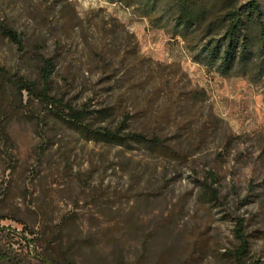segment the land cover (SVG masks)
I'll use <instances>...</instances> for the list:
<instances>
[{"label": "rangeland", "instance_id": "obj_1", "mask_svg": "<svg viewBox=\"0 0 264 264\" xmlns=\"http://www.w3.org/2000/svg\"><path fill=\"white\" fill-rule=\"evenodd\" d=\"M70 1L75 15L58 12L62 0H0V20L25 34L21 47L0 33L4 248L26 254L30 241L38 252L76 264H238L233 252L243 222L245 263L264 264V78L251 83L207 71L179 39L120 3ZM100 10L134 33L141 56L179 64L207 92L191 118L159 125L175 147L170 155L86 140L63 118L68 105L93 111L116 104L112 118L91 116L96 125L115 127L131 109L128 85L102 75L122 74L124 48L112 59L89 50L111 44L95 28ZM45 58L56 64L48 91L62 100L53 108L28 92L21 100L7 85L20 76L41 89ZM211 111L220 122L208 120Z\"/></svg>", "mask_w": 264, "mask_h": 264}, {"label": "trees", "instance_id": "obj_2", "mask_svg": "<svg viewBox=\"0 0 264 264\" xmlns=\"http://www.w3.org/2000/svg\"><path fill=\"white\" fill-rule=\"evenodd\" d=\"M105 1L131 8L137 16L147 19L152 28L163 30L172 39H179L192 61L209 72L224 78H246L251 83H259L264 78V0ZM58 9V12L71 9L75 15L70 0H62ZM47 13L56 14V11L50 9ZM98 17L96 31L108 37L111 44L109 47L98 44L89 50L99 59L106 55L112 59L124 48L121 59L125 68L122 74L119 76L108 69L102 75L108 74L110 80L128 85L131 109L123 113L115 127L96 125L91 116L95 115L99 121L112 118L118 108L116 104L100 106L93 111L89 110L88 104L81 109L68 105L63 118L86 140L129 148L137 144L152 154L170 155L175 152V147L164 139L159 132V125L161 122L169 124L173 118H191L200 105L205 103L208 97L206 90L194 86L179 64L154 62L141 56L136 36L116 17L103 10L99 11ZM81 31L83 34V29ZM0 33L23 47L25 34L19 33L4 20H0ZM83 37L87 46L88 39ZM60 43L61 39L56 38V47ZM55 70L53 59L45 58L40 67L41 89L37 83L20 76L9 79L7 85L21 100L24 92H28L30 98L40 99L47 107L60 106L62 100L52 97L48 91ZM136 104H140L139 107ZM209 118L220 122L212 111ZM203 132L200 130L199 136H203ZM193 134L190 133V137ZM174 138L180 141L182 135H175ZM239 225V246L233 252V257L238 264H246L250 243L244 233V223L240 222ZM30 233L33 234L32 231ZM27 248L29 251L24 254L22 251L6 249L0 242V264H76L70 259L53 257L47 251L38 252L37 244L31 245L30 241Z\"/></svg>", "mask_w": 264, "mask_h": 264}]
</instances>
